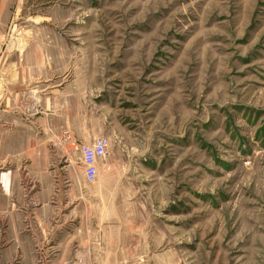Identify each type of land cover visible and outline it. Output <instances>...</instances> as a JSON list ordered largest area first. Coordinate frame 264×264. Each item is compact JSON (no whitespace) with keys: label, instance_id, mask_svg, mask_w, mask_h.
I'll return each instance as SVG.
<instances>
[{"label":"rangeland","instance_id":"rangeland-1","mask_svg":"<svg viewBox=\"0 0 264 264\" xmlns=\"http://www.w3.org/2000/svg\"><path fill=\"white\" fill-rule=\"evenodd\" d=\"M15 3L102 86L120 264H264V0Z\"/></svg>","mask_w":264,"mask_h":264},{"label":"crops","instance_id":"crops-1","mask_svg":"<svg viewBox=\"0 0 264 264\" xmlns=\"http://www.w3.org/2000/svg\"><path fill=\"white\" fill-rule=\"evenodd\" d=\"M22 12L0 0V264L125 263L134 228L118 199L132 183L109 150L88 182L79 150L110 133L102 86Z\"/></svg>","mask_w":264,"mask_h":264},{"label":"built area","instance_id":"built-area-1","mask_svg":"<svg viewBox=\"0 0 264 264\" xmlns=\"http://www.w3.org/2000/svg\"><path fill=\"white\" fill-rule=\"evenodd\" d=\"M108 141L105 137H100L91 143L80 145L81 162L83 172L88 182H94L97 175L96 161L105 157Z\"/></svg>","mask_w":264,"mask_h":264}]
</instances>
